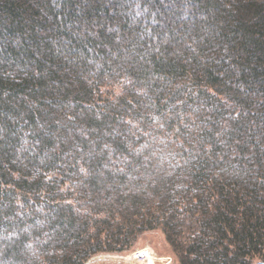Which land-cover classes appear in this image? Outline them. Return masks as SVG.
I'll use <instances>...</instances> for the list:
<instances>
[{
  "label": "trees",
  "instance_id": "trees-1",
  "mask_svg": "<svg viewBox=\"0 0 264 264\" xmlns=\"http://www.w3.org/2000/svg\"><path fill=\"white\" fill-rule=\"evenodd\" d=\"M154 228L264 264V0H0V264Z\"/></svg>",
  "mask_w": 264,
  "mask_h": 264
},
{
  "label": "rangeland",
  "instance_id": "rangeland-1",
  "mask_svg": "<svg viewBox=\"0 0 264 264\" xmlns=\"http://www.w3.org/2000/svg\"><path fill=\"white\" fill-rule=\"evenodd\" d=\"M148 247L152 251V258L156 264H179L176 255L169 246L163 231L160 228L147 230L141 234L133 246L124 251H100L90 256L84 264H107L116 260H122L132 251Z\"/></svg>",
  "mask_w": 264,
  "mask_h": 264
},
{
  "label": "built area",
  "instance_id": "built-area-1",
  "mask_svg": "<svg viewBox=\"0 0 264 264\" xmlns=\"http://www.w3.org/2000/svg\"><path fill=\"white\" fill-rule=\"evenodd\" d=\"M122 260H116L117 262L111 264H153L152 251L148 247L139 248L132 251L127 256H123Z\"/></svg>",
  "mask_w": 264,
  "mask_h": 264
}]
</instances>
